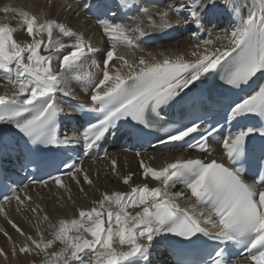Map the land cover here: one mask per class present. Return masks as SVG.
Instances as JSON below:
<instances>
[{"label":"snow or ice","instance_id":"snow-or-ice-1","mask_svg":"<svg viewBox=\"0 0 264 264\" xmlns=\"http://www.w3.org/2000/svg\"><path fill=\"white\" fill-rule=\"evenodd\" d=\"M216 11L230 17V26L200 39ZM0 12L5 20L8 14L20 18L19 24L0 22V157L11 137L22 169L47 162L56 172L24 177L0 193V215L22 238L0 227L10 245V251L0 247V257L152 264L154 249L167 241L178 251L175 264H264V83H256L264 77V0H171L155 11L144 0H64L56 18L9 5ZM82 12L94 18L106 48L72 26L69 17ZM182 25L194 41L188 50L141 49L152 33L167 35ZM63 119H77L78 126L61 133ZM154 133L162 134L157 146L201 155L157 168L149 162L156 157L146 161L137 151L143 182L133 184L137 173L120 175L117 160L105 152L96 159H107L129 191H101L71 218L51 219L30 194V185H54L59 199L62 190L75 204L64 177L84 196V185L99 191L84 157L108 136ZM69 148L80 153L47 160L48 153ZM214 151L223 159L207 158ZM13 201L17 213L35 217L30 231L9 217L5 205Z\"/></svg>","mask_w":264,"mask_h":264},{"label":"bare ground","instance_id":"bare-ground-1","mask_svg":"<svg viewBox=\"0 0 264 264\" xmlns=\"http://www.w3.org/2000/svg\"><path fill=\"white\" fill-rule=\"evenodd\" d=\"M64 0H52L51 5L48 3V0H0V8L5 5H9L11 7H15L18 10L29 11L31 13H46L53 18H56L57 12L60 11V5H62ZM155 11L154 9H152ZM64 13L60 12L59 18H63ZM69 21L72 26L78 28L79 30L85 31L87 36H91L93 38L94 43H98L101 48H106V43H100L101 41V33L100 31L91 25L90 22L84 20L81 15L70 16ZM0 22H10L12 24H19L20 18L18 16L14 17L12 14H8L7 20H5V14L0 12ZM183 29L189 30L188 28L182 25ZM207 29H210V26L206 25ZM227 28L225 25H220L217 31L210 30L205 36L208 37L209 32H219L223 29ZM150 31V30H149ZM199 34V33H198ZM24 38V37H23ZM194 43V41L189 40V36L185 37L182 41L170 45V43H161L155 46H145L142 47L144 52L146 51H158L165 49H172L177 52H183L188 50L190 45ZM122 51H124L122 49ZM143 52V53H144ZM143 55V54H142ZM102 52L100 53V57L97 54L98 59H101ZM139 56V55H136ZM131 58V56H130ZM191 58V57H189ZM74 88V87H73ZM75 89V88H74ZM3 92V89L0 88V93ZM79 93V91H77ZM80 97L86 98L82 93H79ZM182 154V153H180ZM110 157L115 158L117 160L118 168L117 171L120 175H125L129 172L137 173L133 177V184H139L143 181L139 176L140 169L138 167L139 158L135 157L131 154L121 153V152H113L108 154ZM156 157L155 160L149 161L154 167H162L165 160H173L174 154H161V153H148L142 155V157L148 161L149 157ZM83 167L89 171L90 177L94 180L95 186L99 191H95L90 189L88 185H84L85 191L88 193L87 196H84L79 192L78 187L68 180V178H64V183L69 184L71 187V195L72 199L75 201V204L72 201L67 200L68 193L60 191L59 195L64 197V199H59L56 195L57 189L54 185H50L49 188H44L42 186H30V194L33 199L36 200L37 203H40L41 206L45 209V211L49 214L50 218L55 220L57 217L71 218V216L75 213L77 207L90 208L91 200L94 198H99L101 191H129L128 186L124 185L120 180H118L109 170V161L107 159L103 161H99L92 164H83ZM99 173V175H97ZM39 197H43V200H40ZM60 205H64L61 207ZM8 210L9 217L16 222L20 227L24 228L26 231L31 230V226L29 224V219L33 222L35 221V217L32 216L30 212L20 214L17 213L15 208V201L11 203V205H5ZM0 222H6L4 217L0 215ZM7 223V222H6ZM8 232L13 236L16 240H22L21 237L15 233L14 229L8 225ZM58 247V245H57ZM6 250L10 251V246L4 247ZM160 251V245L154 249L153 253ZM40 257H32V256H20V257H11L8 261H5L2 257H0V262L7 264H40ZM153 264V262H152ZM158 264H166L164 257H162Z\"/></svg>","mask_w":264,"mask_h":264},{"label":"rangeland","instance_id":"rangeland-1","mask_svg":"<svg viewBox=\"0 0 264 264\" xmlns=\"http://www.w3.org/2000/svg\"><path fill=\"white\" fill-rule=\"evenodd\" d=\"M18 38H23V33H18ZM0 227H4L8 231V224L6 222H0ZM7 246L10 245H8L3 235L0 234V247H7ZM0 264H7V263L0 262Z\"/></svg>","mask_w":264,"mask_h":264}]
</instances>
